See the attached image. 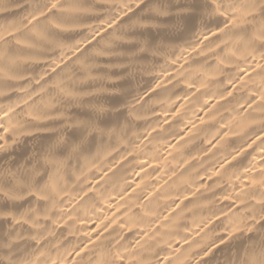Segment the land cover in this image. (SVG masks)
I'll return each instance as SVG.
<instances>
[{"label":"bare ground","instance_id":"1","mask_svg":"<svg viewBox=\"0 0 264 264\" xmlns=\"http://www.w3.org/2000/svg\"><path fill=\"white\" fill-rule=\"evenodd\" d=\"M0 264H264V0H0Z\"/></svg>","mask_w":264,"mask_h":264}]
</instances>
